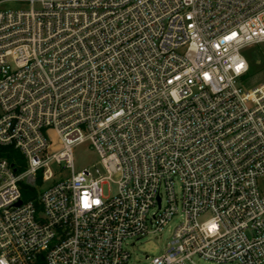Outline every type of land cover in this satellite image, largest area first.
Masks as SVG:
<instances>
[{
	"label": "built area",
	"instance_id": "obj_1",
	"mask_svg": "<svg viewBox=\"0 0 264 264\" xmlns=\"http://www.w3.org/2000/svg\"><path fill=\"white\" fill-rule=\"evenodd\" d=\"M261 43L264 0H0V264H127L179 213L152 264H264Z\"/></svg>",
	"mask_w": 264,
	"mask_h": 264
},
{
	"label": "rangeland",
	"instance_id": "obj_2",
	"mask_svg": "<svg viewBox=\"0 0 264 264\" xmlns=\"http://www.w3.org/2000/svg\"><path fill=\"white\" fill-rule=\"evenodd\" d=\"M245 54L249 59L250 70L244 77V83L245 86L253 88L264 81V43L248 47L245 50ZM51 135L52 138L57 141V136L54 133H51ZM73 154L76 171H80L86 167H92L95 164L98 165V167H101V164L99 163L100 156L92 147L90 141H85L74 146ZM24 162L27 166L25 159ZM50 167L56 176L47 184H44V187L55 183L61 177L63 178L70 175V171L66 168L65 162L59 164L52 161L50 163ZM93 171H95V168H93ZM26 181L32 185H37L40 189L43 187L39 186V184L32 177H28ZM104 189L106 196H108L109 194H113L115 192L116 186L114 184H110V186L105 184ZM176 190L177 192H180V186L178 184L176 185ZM209 216V214H206L204 218H208ZM181 220L182 217L179 213L172 219L170 226L166 227L163 232L143 237L136 240L135 243H133L134 241H129L126 245V249L130 251L131 258L127 264H152L151 261L153 257L159 256L163 253L173 228L181 222ZM194 261L196 264H241L239 262L217 263L213 260H208L200 256H195Z\"/></svg>",
	"mask_w": 264,
	"mask_h": 264
},
{
	"label": "trees",
	"instance_id": "obj_3",
	"mask_svg": "<svg viewBox=\"0 0 264 264\" xmlns=\"http://www.w3.org/2000/svg\"><path fill=\"white\" fill-rule=\"evenodd\" d=\"M1 156L7 157L10 160V162L14 163V165L17 167L19 171L24 170L26 167L23 155L11 146H0V157ZM37 183L39 184V186L43 184L41 174L38 177ZM22 189H23V198L25 200L37 197V194L39 192L37 187H33L25 183H23ZM36 264H45L43 254L39 256V259Z\"/></svg>",
	"mask_w": 264,
	"mask_h": 264
},
{
	"label": "water",
	"instance_id": "obj_4",
	"mask_svg": "<svg viewBox=\"0 0 264 264\" xmlns=\"http://www.w3.org/2000/svg\"><path fill=\"white\" fill-rule=\"evenodd\" d=\"M21 203V202H20Z\"/></svg>",
	"mask_w": 264,
	"mask_h": 264
}]
</instances>
